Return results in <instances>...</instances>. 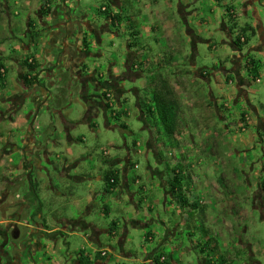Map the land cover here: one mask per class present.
Returning a JSON list of instances; mask_svg holds the SVG:
<instances>
[{
  "label": "rangeland",
  "instance_id": "1",
  "mask_svg": "<svg viewBox=\"0 0 264 264\" xmlns=\"http://www.w3.org/2000/svg\"><path fill=\"white\" fill-rule=\"evenodd\" d=\"M16 1L19 2L17 7L14 6ZM41 1L38 0V3ZM124 1L131 8L123 16L130 18L131 15H140V18L136 17L137 25H143V29L139 31L141 37L135 41L139 44L136 50L139 59L146 61L144 70H150L152 74H162L170 80L175 90L182 91L188 86L187 95L177 94L182 103L181 121L184 132L169 137L164 134L156 119L141 112L139 102L147 103L150 98L146 93L150 92L148 88L152 86V74L149 75L148 71L142 72L143 70L136 67V63L131 65L136 72L127 70L126 79L119 81L126 91L116 93L115 98L119 100V105L108 119L106 109L102 106H98V113L94 118L86 119L85 104L76 83L71 85L66 100L58 106L53 103L58 98V90L51 89L53 101L49 100L42 106L46 112L38 115L36 126L43 128L49 121H53L58 130L54 140H61V145L51 144L53 155L50 161L53 163H44L47 170L44 172L46 174L41 175L44 188L40 192V200H34L30 208L23 211L22 218H29L28 225L19 226V239L14 241V235L9 234V240H5L3 233L10 226L9 223L16 224L22 218L12 217L15 208L9 205L25 202L24 196L29 187L6 186L2 176L8 175L12 182L13 179H10L12 177L8 170L0 168V195L5 192L8 194L6 208L4 211L0 210V247L10 257L9 259L0 255V264H7L14 259V245L24 244L27 239V242H31L35 238L36 235L31 237L28 233L38 234V225L42 226L46 222L49 227L55 228L59 224L61 226V222L67 218L74 219L76 223L67 225L69 230L65 231V235L62 234L57 243V248L60 249L57 255L67 254V264H75L81 252H91L83 235L78 234L80 228L91 234V229L86 227L87 223L95 224L104 232L101 233L103 245L110 244L116 248L119 239L126 236L122 243L123 249L134 253V259L138 260L120 261L114 257L110 264H143L146 254L158 248L161 250L158 253L166 254L171 264H201L211 258L216 261L217 257L227 259L230 256L240 257L245 264H264V220L261 215L264 214V209L259 212L252 208L254 198L258 195L257 185L264 184V129L258 127V122L264 121V69L260 73L258 71L257 75L250 67L242 70L240 75L247 84V94L241 97L238 94V78L235 73H231L234 57L243 55L244 65L248 60H257L260 67L264 64V57L259 52H251L259 44L257 37L249 36L248 44L240 52L230 45L237 39L238 34L232 33V42L228 43L221 26L226 19L230 28L225 9L233 6L238 10L240 0ZM6 2L17 11L11 18L9 16L15 24L13 29L0 33V41L10 56V52L21 44L17 39L22 37L15 26L24 23L23 13L27 4L21 0ZM104 2L106 3L105 0H82L78 3L75 0L69 7L73 18H81L82 12L89 19L94 18L95 24L99 25L101 11L97 8ZM59 19L60 14L55 13L47 19V23L52 25ZM259 20L264 29V0H256L254 11L248 17L244 14L239 17L241 24H252ZM149 29L153 31H148ZM40 30L39 26L34 28L37 33ZM7 36L11 37L8 41ZM37 36L38 34L35 40ZM30 38L28 36L26 41ZM104 38L108 39L101 44L94 43L92 49L105 52L104 58L98 61L99 64L105 66V69L113 64L123 68L128 42L132 37L130 34L121 33L113 37L106 34ZM3 54L4 52H0V59ZM169 57H173L174 62L170 65L164 64ZM10 65L12 62L7 59L5 66L9 68ZM131 67L129 62V68ZM8 70L11 91L16 90L21 94L23 90L18 86L17 80L19 73L24 70L16 65ZM3 91L0 88V106L5 104L8 97ZM61 107V112L68 115V120L78 123L70 131L74 138L72 143L67 141L62 130L61 117L52 111ZM0 115H3L1 110ZM242 115L251 119L244 129L240 122ZM122 124L127 129H123ZM51 130L50 127L43 128L46 133L39 134L43 144L49 138ZM12 135L7 133V139H0V150L4 148L3 144L7 145L9 139L15 141L22 150L25 148ZM181 153H190L191 156L187 160L188 166H181L179 171L189 170L191 177L192 174L195 176L193 184L196 188V192H190L189 189L187 191L190 193L184 194L191 204L196 201L198 207H189L186 213L180 215L182 208L173 200L169 185V193L166 194L162 179L168 182L172 178L175 168L170 166L179 161ZM19 154L20 150L16 149L11 154L12 165L18 164ZM33 157L35 159L36 155ZM104 157L121 161V165L118 164L115 168L121 172L122 177L124 166L131 163L128 170L130 180H140L136 184L130 182L131 192L135 193L134 203L123 188H118L114 193L107 190V183L102 179L103 173L109 170L103 164ZM67 161L70 163L68 166ZM86 174L89 176L87 180ZM184 180L183 188L188 185L186 177ZM191 184L192 181L189 185ZM51 186L56 190H52ZM95 193L99 197L88 211L87 202L91 201ZM39 203L41 206L38 208ZM245 203L249 204L247 208ZM105 206L108 209L106 213L103 212ZM40 208L42 218L32 220L31 216L38 213ZM115 223L118 237L111 239L108 231ZM234 230L237 232L234 233ZM170 232L172 235L168 234ZM148 235L153 239L146 241ZM202 249L205 250L204 253ZM27 257V254L22 255L23 260ZM234 264H238V260Z\"/></svg>",
  "mask_w": 264,
  "mask_h": 264
},
{
  "label": "crops",
  "instance_id": "2",
  "mask_svg": "<svg viewBox=\"0 0 264 264\" xmlns=\"http://www.w3.org/2000/svg\"><path fill=\"white\" fill-rule=\"evenodd\" d=\"M1 3L4 4V6L0 7V33L4 32L6 30H12L14 25L12 23V21L9 19L12 17L13 13L17 12L16 8L9 6L8 3L6 2V0H0ZM21 1H26L27 7L25 8V12L23 13L24 15V23L22 24H18V26H15L16 31L20 32V36L22 37V39H17L18 43L20 44V46H16V49H13L10 52V56H8V53L6 52V50L4 49V44L1 43L0 41V52H4V54L1 56L2 59H0V63L4 66V68L7 70V73L9 72V68L12 65H16V67H18L19 69H21V65L24 64V61H27L30 63V60H33L34 63H38L40 65V68L36 71H28L24 68V72L23 73H19V79L17 80V84L18 86L23 90L21 91V94H18V92L16 90L11 91L10 87H9V83H8V78L6 77V89L3 91V94L7 95L8 97H6L5 100V104L0 106V110L3 113V115H1L0 117V139H7V136H5V134L9 133V135L13 134L16 138H18V143L24 144L22 145V147H25L23 150L21 149V147H18L17 143L15 141H12V139H9L7 145H4V148L2 150H0V168H5L6 170H8V174L10 175V179H13V182L10 181L8 179V175L4 174V176H2L3 179V183L7 186V185H17L20 186L21 188H26V186L30 187V185L34 182V176L37 178L36 182H34L36 184V188L39 186V191L37 190V193L39 194L42 189L44 188L43 185V179L41 175L46 174L44 173L47 168H44V163L45 164H52L53 162L50 161L52 159L51 155H53V152L51 151V144L54 146L57 145H61V140H54L55 136L57 135V125L55 126V123L53 121H49L47 123V126L43 127V128H49L52 129L50 131L49 134V138L46 139V142H43L40 140L39 138V134H41V132L46 133L43 131V128L41 126H36V123L38 121V115L40 113H44L46 112V110L44 108H42V106H45L47 103V96L48 94L51 95L50 91H47L45 88H41V87H37L33 86L32 88H30V90L28 88L23 87V83H22V76H35L37 75V73L39 72L40 74V79L41 81L43 80V82H48V87L49 89H57L59 90V93L57 94L58 98H56L57 100L55 102H53L55 105H61L63 103L64 100H66L67 98V93L66 92H62V85L63 87L65 86V88H67V91L70 90V87L73 83H75V81H73L76 76L70 77L67 73V62L65 63H61L60 61H56V59H54V57H52V54H50L53 49H54V45L50 44V34L49 32L45 33V34H40L39 38L37 37L36 40L34 39L36 37V35L38 34L36 31H34V28H36V26H39L41 24H43V26L47 27L49 26L48 23L46 22H41V24H39V22L41 21V19H43L41 17V13L40 11H38V8L41 7V4H43L44 0H42L40 3H38V0H21ZM47 1V13L45 14V16H47L48 12L50 11V9L59 6L60 2H62V0H45V3ZM120 3L123 0H118ZM218 1V0H215ZM256 2V0H240V8L238 10L235 9V7H233L232 9V13L235 16L236 22L239 25V27H242L241 25L245 26V25H250L255 29L256 35L254 37H257L258 39V46L256 48H253L251 50V52H259L261 55H263L264 57V29L261 27L262 23L261 21H256L252 24L249 23H245V24H241L239 22V17L244 14L246 17L249 16L250 12L254 11V3ZM17 4H19L18 1H16L14 3V6L17 7ZM53 4H55L53 6ZM12 9V10H11ZM253 10V11H252ZM39 14V15H38ZM20 13L17 15L19 16ZM69 19L72 21V23H75L74 20H78L79 18H73V14L69 13ZM37 17V18H36ZM50 17V16H49ZM47 17V19L49 18ZM2 18V19H1ZM36 18V19H35ZM41 18V19H40ZM64 18V17H63ZM35 19V20H34ZM83 19L86 21V23L88 25L92 24L94 26H98L95 24V22L93 21L94 18L89 19L88 16H83ZM66 19H61L57 24H59L57 27L60 28V26L66 25L64 23ZM227 20L224 19V21L222 22L221 26L223 31L226 33L227 38H228V43L232 42V38H231V33H230V28H228L227 26ZM86 24V25H87ZM241 24V25H240ZM9 27V29H8ZM231 27V26H230ZM48 31L52 30V27H48L47 28ZM122 30H124V28L122 27ZM148 31H153L151 29H149ZM28 36H30V40L26 41V39L28 38ZM12 37L15 38L14 35H12ZM11 37H6V40H10ZM91 39V44L92 47L90 46V48L87 50L88 52V56L89 58L86 59L83 64H80L81 67H87L86 70H88L89 73H94L95 77H93V82L91 83V87H89L87 90V94L88 96H90L91 94H93V92L96 93V95H101L103 93H106V91H109L111 93H113L114 95H116V93L120 94L122 91H126L124 89V87L121 85V83L119 81L121 80H125V75L123 74V71L120 69V67H116L115 64H113L112 66H110L108 69H105L103 65L99 64V60L103 59L105 56V52L101 51V56L98 57L99 51L97 50H93V44L95 43L93 39V37L90 38ZM108 38H101V36H99L98 40V44H101L103 40H107ZM60 40H65L64 42V46L70 51L71 48V41L70 38H63L60 37L59 40L57 42H60ZM101 42V43H99ZM90 44V45H91ZM230 45H232V47H235L233 45V43H231ZM238 48H235V50ZM240 52L241 50L238 49ZM21 51V52H20ZM90 52L97 54V56H93L90 57ZM94 55V54H93ZM7 59L10 60L12 62V65L9 66V68H7L5 65H7ZM62 58H60L61 60ZM236 59V61H235ZM243 55L239 56V57H234L233 60V71L231 73H235L237 78H238V94L241 97L242 95L247 94L246 92V88H247V84L245 83V81L242 79L240 73L242 72V70L245 69V67H249V64L253 62L254 59L252 60H248L247 64L244 65L243 64ZM257 61V60H255ZM264 61V60H263ZM79 59H76L74 62V67L78 65L79 67ZM133 63H136V60L133 61ZM62 64V65H61ZM77 64V65H75ZM134 65V64H133ZM59 67H62V69H59ZM104 68V69H103ZM23 69V68H22ZM74 69V68H73ZM264 69V64L261 65L260 69H259V73L261 70ZM72 70V69H71ZM73 71V70H72ZM94 71V72H93ZM3 73V70L1 71ZM226 74L229 72H225ZM65 74H67L68 76L65 77ZM78 78V77H77ZM100 81V82H99ZM99 84V85H97ZM94 87L95 91L92 89ZM139 90L141 91V88H139ZM139 91V92H140ZM177 92V94H183V95H187L189 93L188 90V86L187 88L185 87L182 91L179 90H175ZM137 92V94L139 93ZM64 96V98L62 97ZM61 98H63L61 100ZM45 99V103L43 102V100ZM9 100L11 102H9ZM17 101H20V103H16ZM53 101V99H52ZM42 103V105H40ZM12 103V104H10ZM84 103V102H83ZM119 103V100H118ZM18 104V105H17ZM38 105H40V109H38ZM37 108V109H36ZM86 108V106H85ZM106 108V106H105ZM24 109L26 111V113H23ZM63 109V107L58 108L57 110H52L54 111V114H56L57 116L62 117L61 121H62V128L64 127H71L70 131H72L77 125V122H73L68 120L69 118L68 115L66 116L63 112H61V110ZM47 111H49V107L47 108ZM7 113V114H6ZM6 114V115H5ZM108 115H110L107 111V119H108ZM240 122L243 123L242 127L244 129V127H247V125L251 122L250 118H247L246 116L242 115L240 117ZM6 121V124L4 125L3 123ZM108 121V120H107ZM253 125H255V122L252 123ZM258 127L259 128H263L264 129V121L263 122H258ZM63 130V129H62ZM38 131V132H37ZM182 132H184L182 130ZM179 133V135H181V133ZM69 140H67L69 143H72L74 141V138L71 136V132H69ZM12 135V137H13ZM194 139V137L192 138ZM246 140V139H244ZM55 141V142H54ZM76 141V140H75ZM175 141L177 142L178 140L175 139ZM15 142V143H14ZM26 145V146H25ZM20 150V156L17 158L18 164V170L16 168V165H12L13 164V160H12V156L11 154L13 153L14 150ZM34 152L36 154H34ZM154 153V152H153ZM33 155H36V158L34 159ZM157 155V153H156ZM191 154H184L181 153V158L179 159V161H176L175 163H171L172 166H170V168L172 167L175 168V171L178 172L180 167H187L188 163L187 160L188 158H190ZM107 159L104 157L103 159V164L108 166V169H112V170H117L115 168L116 165H121L120 164V160H113L111 158H108L107 161H109V163H104V160ZM158 159L160 160V158L158 157ZM161 162V161H160ZM162 163V162H161ZM70 163L67 161V166ZM131 166V163H127L126 166H124V176L122 177L121 172H120V177H121V186L119 188H123L125 189L128 194L131 197V201L134 203V199L133 197L135 193L131 192V186H130V182L136 184L138 183L140 180L139 178H137L136 180H130L129 178V174H128V170L129 167ZM179 167V168H178ZM106 169V170H108ZM119 171V170H118ZM179 173H182L183 177H186V179L188 180V185H186V187H184L185 192L190 193L191 191L196 192V188L194 186V181L193 178L195 177L189 172V170H184V171H179ZM15 176V177H14ZM14 177V178H13ZM89 179L88 174H86V178L85 179ZM164 179H162V185L164 187V190L166 192V194L168 195V191H167V181H163ZM192 181L191 186L189 185ZM40 183V184H39ZM189 186V187H187ZM191 189V190H189ZM54 191L56 190L53 189ZM189 190V191H187ZM3 191V190H2ZM116 190L113 191V193ZM118 191V190H117ZM192 192V193H193ZM108 193V192H105ZM111 193V190H110ZM256 193L258 194L255 198H254V206L252 208L259 210V212L262 211V209H264V184H258L257 188H256ZM8 194H6V192L2 195H0V210H5L6 208V199ZM40 195V194H39ZM98 194L95 193L94 196H92L91 201L88 200L87 204H88V211L91 210L92 205L94 206L95 204V199L98 198L97 197ZM25 198V202H20L18 205V202L9 206H12L13 208H15V210H13V214L12 217H16L21 219L22 215H23V211L27 208H30L31 203L36 200L37 198H35L33 195H31L29 193V188H28V192L25 194L24 196ZM28 198V199H27ZM187 199V198H186ZM188 200V199H187ZM90 202V203H89ZM173 202V201H172ZM171 202V203H172ZM248 203V202H247ZM245 203V208H247L249 206V204ZM192 204H196L198 205V203L196 201H193ZM173 205V203H172ZM41 206V204L39 203L38 208ZM171 206V205H170ZM198 207V206H197ZM197 207H192L191 209L197 208ZM37 208V209H38ZM42 208V207H41ZM41 208L39 210L38 213L34 214L33 216H31L32 220H35V218H42L41 216ZM180 212V215L183 213H186V209H188L189 207L183 208ZM107 206H105L103 208V212H107ZM41 212V213H40ZM262 215V219L264 220V214ZM28 220L29 218H22V220H20L18 223H9L12 226H15L16 229L19 230V226L22 227H27L28 225ZM74 219L72 218H67V225H71L72 223H74ZM46 222H44V225H46L48 228H46V226L44 225H38L37 226V232L36 233H28V235L30 236H35L34 239L31 240L32 243H30L29 241L27 243H21V244H16L15 245V250L12 254L13 256V260L9 261L7 264H67V259H69V257L67 258V254H63V255H57L58 250H60L59 248H57V243L59 238H61L63 235H65V231H68L69 229H63L64 233H61V229H59V227H55V228H51L49 227L47 224H45ZM76 223V222H75ZM83 223H85V221H83ZM86 225V224H85ZM117 224H113L112 228L110 229V231H108L109 236L111 237V239H115L118 237V229H117ZM11 226V227H12ZM86 227L91 229V234L89 232H85L84 228H80L78 230H80V233H78L79 235H83L85 241L87 242V245L89 247V249H91V253L97 254V253H105L106 257L102 260L99 259L97 260V264H110L111 259L114 257H117V259L124 260H130V261H138L134 259L135 254L134 253H130L125 251V249H123L122 243L123 241L126 240V236L123 237V239H119L118 242V247L114 248L113 246L109 245H103V242L101 240V233H104L103 231H100L95 224H90L87 223ZM35 229V228H34ZM10 230V229H8ZM9 232V231H8ZM234 233L237 231H233ZM6 231L3 233L5 234ZM44 233V234H42ZM106 233V232H105ZM229 233H231V231L229 230ZM33 234V235H32ZM40 234V236H39ZM42 234V235H41ZM63 234V235H62ZM170 235V233H168ZM175 234V233H174ZM19 235H16V237H18ZM153 238L151 237V235H148L146 237V241L148 240H152ZM162 246V245H161ZM161 251L159 248L158 249H154L151 252H148L146 254V258L143 261V264H149L152 263V259L154 257V255H157V253ZM3 253V252H1ZM0 253V255H2ZM23 254H27L28 257L26 258V260L22 259V255ZM54 255V256H53ZM62 256V257H61ZM85 258V257H84ZM220 257H217V259H219ZM42 260V261H41ZM56 260V261H55ZM238 260V264H245L242 263V260L240 257H229L227 258L225 261L227 262L226 264H234V262ZM239 260H241V262L239 263ZM83 263H87L86 259L83 260ZM207 261V260H206ZM205 262H201V264H205ZM0 262H1V258H0ZM91 262V261H90ZM81 262H79V260H77V262L75 264H83ZM92 263V262H91ZM73 264V263H72ZM256 264H260L259 262Z\"/></svg>",
  "mask_w": 264,
  "mask_h": 264
},
{
  "label": "flooded vegetation",
  "instance_id": "3",
  "mask_svg": "<svg viewBox=\"0 0 264 264\" xmlns=\"http://www.w3.org/2000/svg\"><path fill=\"white\" fill-rule=\"evenodd\" d=\"M73 1H75V0H62V2H60L59 6L50 9L47 16H45V14L47 13V7H48L47 1H46V3H45V1L44 2L42 1L43 4H41V7L38 8V11H40L41 17L43 19L40 18L41 21L39 22V24H41V22L47 23V17H49V16L52 17L55 13H59L60 19L58 20V22L61 19H63V20L66 19L64 21V23L66 25L60 26V28H58L57 26L59 24H57L58 22L56 21L52 25L48 24L50 27H52V30L48 31L47 28L49 26L45 27V26H43V24H41V25H39L41 30L38 31L37 37L39 38L40 34H45V33L49 32V34L51 35L50 36V41H51L50 44L51 45L56 44V45H54V49L50 54H52V57H54V59H56V61L58 60L61 63L67 62V73H68V75L70 77L76 76V79L73 78L74 79L73 81H75L76 85L78 86V90L80 92V97L86 106V119L90 120L97 115L98 106H102L103 108H105V106H106V108H105L106 112L108 111V113L110 114V115H108V117L109 116L111 117L112 112L118 108V105H119L118 100L115 98V95L109 91H106V93H103L99 96L96 95L95 92H93V94L88 96V94H87L88 90L87 89L89 87H91L90 85L93 82L92 79H93V77H95V75H94V73H89L88 70H86L87 67L82 68L80 64H83V62L89 58V56L87 55L88 54L87 50L90 48V46L92 47L91 39H90L91 37H93V39H95L94 42L96 44H98L97 39H99V36H101V38H103L104 35H106V34H110V36H112V37L115 35L119 36L121 33H123L124 35L130 34L131 37L132 36L134 37V35H135L136 38L139 39L141 37V34L139 31L141 29H143V25H140V27H139V25H137L136 17L140 18V15L139 16L131 15L130 18H128V17L125 18V16H123V15H125L124 12L129 11L131 8L127 4L126 1L123 0L120 3L118 0H105L106 3L104 2V4H102L99 8H97L101 11L99 13V15H101V17L99 18V19H101V22L99 23L98 26H94L92 24L88 25L86 23V21L83 19V16H88V15H83L82 12H80L81 18H79L76 21L74 20L75 23H72V21L69 19L68 15H69V13L70 14L72 13V10L69 7V4H72ZM81 1L82 0H77L78 3ZM1 4L3 7L4 4L3 3H1ZM116 16L117 17L121 16V20L116 19ZM122 27L124 28V30H122ZM60 37L70 38V41H71L70 51L64 46L65 40H60V42H57ZM99 43H101V42H99ZM135 43H136V41L134 39L130 38V40L128 42V46H127L128 52H127V55L125 56V64H124V67L122 68L124 75L127 73V70L132 71L133 73L136 72V70H134L131 67V65L134 64L133 61L134 60L138 61L140 58L137 51H136L137 47H135ZM55 51H57V52H55ZM101 51H103V50H101V49L99 50L98 57L101 56V54H100ZM95 55L97 56V54L90 52V57H93ZM60 58H62V59L60 60ZM76 59H79V61H80L79 67L77 64H75L77 66L74 67V62ZM129 60H131V61H129ZM128 61L130 62L131 69L129 68V62ZM32 62H34V61L30 60V63H32ZM22 68L24 70L25 67H23L21 65V69ZM39 68H40V65H39ZM25 69L28 71H31L28 68H25ZM59 69H62V67H59ZM32 71H36V70H32ZM68 75L65 74V77H67ZM35 76H38V82L34 83L32 80V82L34 83L32 86H25L24 85V78L25 77H28L30 79V77L33 78ZM35 76H30V77L28 75L22 76V80H21L23 83L22 86L25 88H28L29 90L33 86H36V88L41 87V88H45L47 91H51L48 87V82L44 83L43 80L41 81L39 72ZM97 85H99V84H97ZM62 89H63L62 92L64 91L67 93V88H65V86ZM92 89L95 91L94 87ZM2 90H5V89H2ZM58 93H59V90H58ZM50 94L51 95L48 94V96H47V98H48L47 102L49 100L52 101L51 100L52 99V93H50ZM62 97L64 98V96H62ZM63 98H61V100ZM44 100H43V102L45 103ZM16 103H20V101H17ZM10 104H12V103H10ZM40 105H38V106H40ZM115 116H116V114H115ZM0 117H1V115H0ZM107 123H108V121H107ZM76 125H78V123ZM89 125L91 128H94V125L92 123H89ZM70 129H71V127H68V126L63 128V132H65L67 140H69ZM106 158L108 159V157H106ZM16 168L18 170L17 165H16ZM33 179H34V182H36L37 178L35 176ZM40 179H42V178H40ZM85 180H87V179H85ZM34 182L29 187V193L31 195H33L35 198H37V200H40V196H39L40 193L39 194L37 193V190L39 191V186L36 188V184ZM50 188L52 190L55 189V187H53V186H51ZM113 191L114 190H111V192H113ZM109 193H110V190H109ZM18 205H19V203H18ZM11 226L12 225H10L6 230V233L3 234L5 237V240H9V238H8L9 234L15 236L12 239L13 241L16 239L18 240L19 236H20L19 230L16 229L15 226H12V227ZM44 226H46V225H44ZM58 227H59V229H61V232L64 233L63 229L67 228V220L62 221L61 226L59 224ZM8 229H10V230H8ZM42 234H44V233H42ZM16 235H19V236L16 237ZM6 237H7V239H6ZM31 237H33V236H31ZM27 240H26V242L24 241V243H27ZM30 243H32V242H30ZM14 248H15V245H14ZM14 248L12 250L13 252H14ZM1 252H3V253H1ZM0 253L2 254V257L5 256V257L10 259V257L8 256V253L6 251H3L2 247H0ZM81 253H80V256L77 260H79L80 258L86 257V258H88L89 261L92 262V264H97V260H99L97 257L98 253L97 254H94L91 252L86 253V251H83ZM102 255H103V253H102Z\"/></svg>",
  "mask_w": 264,
  "mask_h": 264
},
{
  "label": "trees",
  "instance_id": "4",
  "mask_svg": "<svg viewBox=\"0 0 264 264\" xmlns=\"http://www.w3.org/2000/svg\"><path fill=\"white\" fill-rule=\"evenodd\" d=\"M1 7V2H0ZM233 7H227L225 9V12L227 14V18L229 19V25L230 27V33H237V39L233 41V45L241 49L242 47L246 46L249 42V36H255L256 32L255 29L250 25H245L242 27H239V25L236 22L235 16L232 13ZM116 19L121 20V16L117 17ZM134 40H136V36H132ZM243 40V41H242ZM135 47L139 48V44L135 43ZM166 58V57H165ZM146 61L138 60L136 61V67L138 69L143 70L142 72H147L148 74H152V71L150 70H144V64ZM172 62H174L173 57H169V59H165L164 64L170 65ZM25 68H28L29 70H37L39 68L38 63H29L28 60L24 61V64L22 65ZM250 70L258 74V71L260 69L259 62L253 60L252 63L249 64ZM143 68V69H142ZM3 70V73L1 72ZM6 77H7V70L4 68L3 65H0V88L6 89ZM151 84L152 86L149 87L150 92L146 93L150 95V98L147 103H143L142 101L139 102L141 112L145 114L149 118L156 119V121L161 124L164 134H166L169 137H175L177 134H179L183 130V124L181 121L183 112H182V103L180 102V99L172 86L170 80L166 77H164L162 74H152L151 77ZM35 82H38V76L35 77H28L24 78V85L25 86H32ZM122 113H119L121 115ZM121 116H119L120 118ZM116 119H119L118 117H115ZM123 129H127L126 125L122 124ZM104 163H109L107 159L104 160ZM102 179L104 182L107 183V190H116L121 186V177L118 170H108L103 173ZM185 177H183L182 173H178L175 170H173V176L172 178H169V181L167 182V185H169V192L173 196V200L177 202L181 207H197L196 204H191L190 201H188L184 194V188L182 186V183H184ZM202 252L204 253L205 250L202 249ZM103 252L98 253L97 257L98 259H104L106 255H102ZM82 254V253H81ZM84 254V253H83ZM86 259L87 263H83L82 259L79 261L83 264H92L88 258ZM226 259L220 257L216 261H214L213 258L208 259L205 264H226ZM152 263L154 264H171L170 258L166 256V254H157L154 255L152 259Z\"/></svg>",
  "mask_w": 264,
  "mask_h": 264
},
{
  "label": "built area",
  "instance_id": "5",
  "mask_svg": "<svg viewBox=\"0 0 264 264\" xmlns=\"http://www.w3.org/2000/svg\"><path fill=\"white\" fill-rule=\"evenodd\" d=\"M243 41V40H242ZM103 255H105L104 253H103Z\"/></svg>",
  "mask_w": 264,
  "mask_h": 264
}]
</instances>
